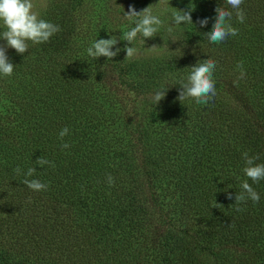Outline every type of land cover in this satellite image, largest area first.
<instances>
[{
    "label": "trees",
    "instance_id": "1",
    "mask_svg": "<svg viewBox=\"0 0 264 264\" xmlns=\"http://www.w3.org/2000/svg\"><path fill=\"white\" fill-rule=\"evenodd\" d=\"M124 3L47 0L39 18L61 30L24 54L7 49L14 71L0 75V264H264V180L244 174L242 157L264 163V0H243L244 23L226 0H168L155 37L118 40L112 60L91 59L87 48L119 39L134 26L125 12L149 0ZM217 7L233 12L238 35L210 44L204 33ZM179 9L193 23L174 25ZM126 44L137 58L125 59ZM208 58L216 97L181 103V80ZM165 89L154 106L152 94ZM41 156L55 167L36 164ZM29 168L46 191L22 183ZM244 180L260 201L237 211Z\"/></svg>",
    "mask_w": 264,
    "mask_h": 264
},
{
    "label": "clouds",
    "instance_id": "2",
    "mask_svg": "<svg viewBox=\"0 0 264 264\" xmlns=\"http://www.w3.org/2000/svg\"><path fill=\"white\" fill-rule=\"evenodd\" d=\"M226 2L235 10L236 19L240 23H244L246 16L240 7L243 0H226ZM34 8L33 0H0V28L3 29V31H0V40L6 41V43L0 44V75L2 76H11L14 71V64L9 61L7 49H14L18 54H24L29 50V42L33 45L48 42L54 34L61 30L59 25L39 18V13ZM215 11L216 17L212 29L204 33L210 44H219L230 36L238 35V29L233 27L230 22L233 12L220 7H217ZM125 16L134 26L130 30L124 31L119 39L112 36L110 39L95 40L87 48L88 57L95 60L103 56L107 57L108 60H112L121 51L119 47L113 51V46L118 44V40H124L133 45L138 35L144 39L155 37L163 25L160 17L154 15L149 7L137 11L134 6H131L125 12ZM172 23L177 26L182 23H193L191 11L179 9V11L173 12ZM198 23L201 27L206 26L208 18H202ZM167 31L171 33L173 28L170 26ZM125 50V59L131 61L138 57V49L136 47L126 44ZM236 67L239 72L237 79H244L246 77V70L244 69L243 61L238 62ZM215 69L216 61L210 58L191 66L186 79L180 82L181 87L176 99L183 103L186 99L191 98L197 104L208 105L217 95L213 80ZM166 92L167 89L156 90L152 94L151 101L154 106L161 102L166 96ZM69 131L68 127H64L59 132L62 149L71 147L69 143L63 142ZM242 157L246 165L243 168L244 174L253 182L264 180V163H255L259 157L250 156L247 151L242 153ZM36 164L42 167L45 165L55 167L53 162L42 156L36 160ZM14 171L17 175L22 173V169L19 166ZM35 172L36 168H29L24 173L25 178L22 180V183L33 191H46L48 189L47 184L42 183L38 179L27 178L32 177ZM106 182L109 186H113L115 179L111 174H108ZM240 188L241 191L235 195L237 211H243L244 209L240 205L242 203L246 204L248 200H251L254 204L260 201L258 192L254 190L248 180L242 181ZM227 197L228 199H232L233 194L228 192Z\"/></svg>",
    "mask_w": 264,
    "mask_h": 264
},
{
    "label": "rangeland",
    "instance_id": "3",
    "mask_svg": "<svg viewBox=\"0 0 264 264\" xmlns=\"http://www.w3.org/2000/svg\"><path fill=\"white\" fill-rule=\"evenodd\" d=\"M113 1L117 4H120V3H124L125 0H113ZM167 1L168 0H149V3L147 4V6H145V8L149 7L150 10L152 11V13L154 15H157L160 12V9H158L159 8L158 6L161 7V6L165 5V3H167ZM33 2L35 5L34 10L39 13L43 9V7L46 5L47 0H33ZM0 31H3V29L0 28ZM3 43H6V41L0 40V44H3ZM145 51H147V50H145ZM149 51H152V50H149Z\"/></svg>",
    "mask_w": 264,
    "mask_h": 264
}]
</instances>
